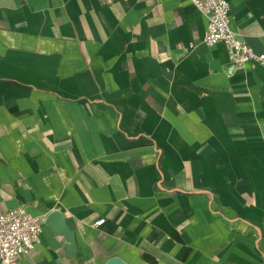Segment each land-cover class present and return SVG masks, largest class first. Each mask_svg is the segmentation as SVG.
Wrapping results in <instances>:
<instances>
[{
  "label": "crops",
  "instance_id": "1",
  "mask_svg": "<svg viewBox=\"0 0 264 264\" xmlns=\"http://www.w3.org/2000/svg\"><path fill=\"white\" fill-rule=\"evenodd\" d=\"M228 1L264 52V0ZM207 23L192 0H0V210L43 218L23 264H264V67Z\"/></svg>",
  "mask_w": 264,
  "mask_h": 264
},
{
  "label": "built area",
  "instance_id": "2",
  "mask_svg": "<svg viewBox=\"0 0 264 264\" xmlns=\"http://www.w3.org/2000/svg\"><path fill=\"white\" fill-rule=\"evenodd\" d=\"M207 17L203 42L214 45L223 42L228 48L230 63L242 65L253 60L264 67V52H258L231 27L228 0H192ZM104 218L97 220L101 224ZM43 218L16 206L0 210V264H23L21 258L41 240Z\"/></svg>",
  "mask_w": 264,
  "mask_h": 264
},
{
  "label": "water",
  "instance_id": "3",
  "mask_svg": "<svg viewBox=\"0 0 264 264\" xmlns=\"http://www.w3.org/2000/svg\"><path fill=\"white\" fill-rule=\"evenodd\" d=\"M46 222L49 224L57 225V230L66 234L67 238L71 242L74 243V232H70L68 228L65 226L63 214L57 210L52 211L47 215ZM58 223V224H57Z\"/></svg>",
  "mask_w": 264,
  "mask_h": 264
}]
</instances>
